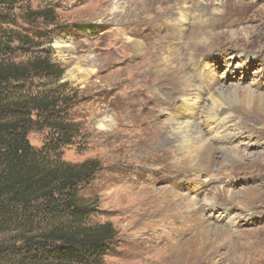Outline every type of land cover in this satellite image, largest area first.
Segmentation results:
<instances>
[{
    "label": "rangeland",
    "instance_id": "rangeland-1",
    "mask_svg": "<svg viewBox=\"0 0 264 264\" xmlns=\"http://www.w3.org/2000/svg\"><path fill=\"white\" fill-rule=\"evenodd\" d=\"M0 12L32 39L17 61L48 51L65 73L46 84L76 92L81 133L62 159L101 164L81 196L91 223L118 233L106 264H264V0H2Z\"/></svg>",
    "mask_w": 264,
    "mask_h": 264
},
{
    "label": "trees",
    "instance_id": "trees-1",
    "mask_svg": "<svg viewBox=\"0 0 264 264\" xmlns=\"http://www.w3.org/2000/svg\"><path fill=\"white\" fill-rule=\"evenodd\" d=\"M29 15L54 20L47 10ZM16 18L0 12V232H13L0 243V264H106L118 233L112 223H91L81 196L101 164L62 159L81 133L70 117L76 92L46 84L65 73L48 51L17 61L32 39L6 27ZM34 131L46 134L40 148L29 140Z\"/></svg>",
    "mask_w": 264,
    "mask_h": 264
},
{
    "label": "bare ground",
    "instance_id": "bare-ground-1",
    "mask_svg": "<svg viewBox=\"0 0 264 264\" xmlns=\"http://www.w3.org/2000/svg\"><path fill=\"white\" fill-rule=\"evenodd\" d=\"M194 90H195V89H194ZM221 95H222V94H221ZM261 96H262V95H261ZM223 97H224V96H223ZM217 99H218V98H217ZM219 99H220V98H219ZM198 141H199V140H198ZM198 141H197V142H198ZM200 142H201V141H200ZM205 145H207V144H205ZM202 151H203V150H202ZM238 157H239V159H241L239 155H238ZM238 157H237V158H238ZM230 159H231V158H230ZM261 208L264 209V207H261ZM253 215H254V213H253ZM249 264H251V263H249Z\"/></svg>",
    "mask_w": 264,
    "mask_h": 264
}]
</instances>
